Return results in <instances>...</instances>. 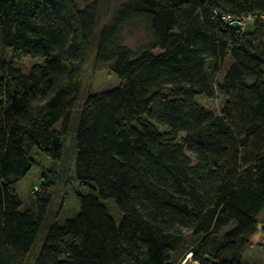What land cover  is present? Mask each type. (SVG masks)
I'll return each instance as SVG.
<instances>
[{
  "label": "trees",
  "instance_id": "obj_1",
  "mask_svg": "<svg viewBox=\"0 0 264 264\" xmlns=\"http://www.w3.org/2000/svg\"><path fill=\"white\" fill-rule=\"evenodd\" d=\"M113 1L96 31L102 0H0V264H179L182 250L246 264L264 237V0ZM137 22L134 50L121 33ZM91 49L120 83L79 104ZM25 57L41 62L24 72ZM216 94L217 114L196 102ZM34 150L89 188L62 224L49 218L56 175L16 193Z\"/></svg>",
  "mask_w": 264,
  "mask_h": 264
},
{
  "label": "rangeland",
  "instance_id": "obj_2",
  "mask_svg": "<svg viewBox=\"0 0 264 264\" xmlns=\"http://www.w3.org/2000/svg\"><path fill=\"white\" fill-rule=\"evenodd\" d=\"M76 4L79 7L85 6L90 0H75ZM118 6L113 0H102L100 18L98 22L99 29L101 25L106 23L111 17L114 9ZM252 24H247L246 28L250 29ZM122 43L132 49H136L141 44L145 43L146 35L144 26L142 23L137 22L133 23L124 28L121 33ZM94 50L91 49L86 63L84 65L83 76H82V89L79 96V104H82L83 100L88 94H98L103 91L110 90L119 85V79L107 68H96L94 67L93 62ZM41 62L39 59H31L29 57L22 58L19 62L14 63V66L19 68L22 71H27L29 67L33 64ZM219 81V77H216V82ZM223 99L215 95L212 99H206L204 97H197L196 102L204 107L207 110L212 111L217 114L220 111ZM59 126H57L58 128ZM73 138L74 133L70 134L65 139V149L69 152H73ZM32 157L34 160V167L30 172L16 184L15 190L19 198L25 202L34 194V192L39 191L40 181L44 176L49 174L56 175L55 182V194H54V203L52 209L49 213V218H57L58 222L62 224L64 220L72 218L79 210L78 204L76 202L77 193H88L89 188L86 185H82L74 179L73 171L70 169L68 173L62 174L60 172L61 163H53L52 161L46 159L41 154L37 153L36 150L32 152ZM70 168L72 166L70 165ZM108 213L112 216L115 223L118 225L120 222L121 213L118 208L115 206L112 200H107L104 202ZM264 209L259 214L258 220L260 223L264 221ZM261 232V228L258 229V232ZM184 249H188L192 246L195 239L186 236ZM183 253L180 254L178 259L179 264H191L189 263V255L185 253V250H182ZM35 254V253H34ZM31 262V261H30Z\"/></svg>",
  "mask_w": 264,
  "mask_h": 264
},
{
  "label": "crops",
  "instance_id": "obj_3",
  "mask_svg": "<svg viewBox=\"0 0 264 264\" xmlns=\"http://www.w3.org/2000/svg\"><path fill=\"white\" fill-rule=\"evenodd\" d=\"M243 261L246 264H264V237L257 232L250 238V245L247 247Z\"/></svg>",
  "mask_w": 264,
  "mask_h": 264
},
{
  "label": "built area",
  "instance_id": "obj_4",
  "mask_svg": "<svg viewBox=\"0 0 264 264\" xmlns=\"http://www.w3.org/2000/svg\"><path fill=\"white\" fill-rule=\"evenodd\" d=\"M222 20L227 24L231 26H236V27H241L243 28L245 26V23L247 21H251V17H247L245 19L237 18V17H232L231 15H223Z\"/></svg>",
  "mask_w": 264,
  "mask_h": 264
}]
</instances>
